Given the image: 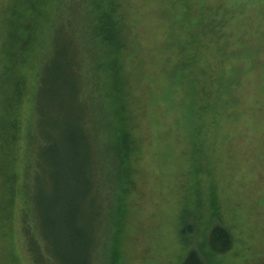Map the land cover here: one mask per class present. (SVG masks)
Masks as SVG:
<instances>
[{"label":"rangeland","instance_id":"rangeland-1","mask_svg":"<svg viewBox=\"0 0 264 264\" xmlns=\"http://www.w3.org/2000/svg\"><path fill=\"white\" fill-rule=\"evenodd\" d=\"M91 1L0 0V264H35V249L40 264L52 262L43 236L32 228L37 214L27 185L36 173L27 142L35 121L38 50L47 45L48 28H56L58 22L49 21L56 11L74 17L71 34L89 31L84 25ZM108 5L120 47L110 53L96 46L100 49L84 52L95 60L82 58L87 67L107 56L118 61L123 89L113 97L120 131L114 135H124L125 158L120 164L101 151L113 137L92 122L107 219L105 231L96 234L105 257L96 256L95 263L181 264L186 206V223L195 228L190 238L204 247L209 264H264V0ZM103 81L108 88L107 70ZM45 122L38 131L44 150L58 144L57 112L51 110ZM47 175L40 174L37 188L51 199ZM80 176L78 188L91 183L88 174ZM54 181L58 196H69L71 187ZM79 206L84 222L94 224L98 204L83 195ZM214 220L233 237V247L223 254L206 244Z\"/></svg>","mask_w":264,"mask_h":264},{"label":"trees","instance_id":"trees-1","mask_svg":"<svg viewBox=\"0 0 264 264\" xmlns=\"http://www.w3.org/2000/svg\"><path fill=\"white\" fill-rule=\"evenodd\" d=\"M95 1L94 4L92 1L88 3L87 7L90 12L85 18L86 25L83 23L84 26H90L89 31L86 28H83L82 31L78 28L75 33L71 34L69 30L73 27L74 17L72 14L64 17L56 11V14L53 13L49 20L53 23L58 22L56 28H48L46 32L47 45L41 48V53L38 50L39 59L37 62H39V66L34 96L36 102L35 121H32L34 123L31 125L32 129L29 130L27 142V145L30 146V148L28 147L30 157L32 155L31 158H33L34 156L30 161L31 164H35L36 173L33 174V178L27 185L28 188L29 185L32 186L30 202L34 207V216L37 214L33 218L32 228L34 233L35 228L43 236L45 247L48 250L47 254L49 253L47 256L52 260L51 264H96V256L105 257L104 245L101 244L98 247L96 243V234L103 233L102 229L105 231L107 219L102 207L103 204L99 199L101 198L99 195L100 183L97 182L96 175L98 173L95 172L97 153L94 149V144L98 145L95 140L98 139H92L90 131L93 128L92 122L104 127L105 131L107 129L109 133L107 135L113 137L107 148L101 146V151L112 153L116 162L120 164L125 158V148L122 141L124 135L122 139L114 135L120 131H118L119 122L114 121V116L117 115L119 107L114 104L113 97L115 91L123 89L119 80L121 77L119 78L118 61L113 56H107L105 61L98 59L94 67H87L82 58L85 51L90 53L92 49L101 48L103 52L109 49L112 53L113 47L115 49L120 47L118 34L112 23L115 14L113 5H108L112 4L114 0H110L109 3L107 2L108 4L101 3V6ZM96 9L98 13L93 12ZM37 30L38 27H35L34 33ZM86 37L89 38V45L84 43ZM31 40L33 41V38ZM40 42L42 43V41ZM96 46H100V48H96ZM85 57L95 60L91 55ZM106 70L108 88L103 85L106 82H102V76ZM105 100L108 102L107 105ZM49 105L51 106L50 111L47 109ZM51 110L58 114L60 133L58 144L44 150L42 148L44 137L42 133L38 136V131L40 126L46 123ZM102 116L104 117L102 118ZM107 117L111 120H106ZM85 159L88 160V165L83 168ZM44 170L48 172L47 176L51 181L49 186L50 189H53L50 191L51 199L40 194L37 188V178ZM85 173L88 174L91 183L78 188V182L82 180L80 175ZM55 177L58 178V184L60 181L63 182L60 186L71 187L69 196L65 198L58 196ZM26 188L25 186V190ZM83 195L91 196V201L98 204V218L93 222L95 226L85 223L83 214L79 210V202ZM45 202L49 205L46 211H44ZM186 211L187 207L185 206L181 219V238L185 246V254L181 264H209L203 253L204 247H200L198 242L195 246L194 239L190 238V234H194L195 228L194 225L186 223ZM94 213L97 212L94 211ZM48 225L50 228H47ZM93 226L94 228H92ZM84 232L88 235L84 236ZM81 236L84 237L80 238ZM30 242L34 243L32 239ZM206 244L214 253L223 254L233 247V237L227 227L222 225L220 221L214 220L210 224ZM32 252L35 255V264H40L41 254L36 249Z\"/></svg>","mask_w":264,"mask_h":264}]
</instances>
